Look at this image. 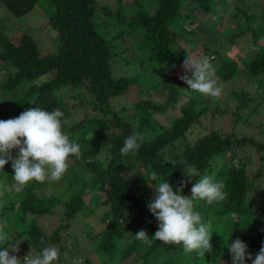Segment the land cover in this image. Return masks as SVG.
I'll use <instances>...</instances> for the list:
<instances>
[{
    "label": "trees",
    "instance_id": "1",
    "mask_svg": "<svg viewBox=\"0 0 264 264\" xmlns=\"http://www.w3.org/2000/svg\"><path fill=\"white\" fill-rule=\"evenodd\" d=\"M126 1L122 4L128 8L129 15H126L120 6L114 12L107 4L99 6L97 0H0L13 16L27 13L34 5L42 7L45 15L47 13V24L55 31V37L51 41L53 50L41 51L28 32L17 30L11 35H6L0 27V64H7L10 68L6 71L5 78L0 81V86L2 91L10 93L12 96L11 104L15 109L14 114L18 116L26 108L37 106L49 111L53 109L66 111L68 103H62L63 99L58 93L62 89H67L69 92L67 98H78L76 99L77 105H89L92 112H99L96 116L80 120L70 126L73 135V130L77 129L80 123L84 124L87 121L90 123L83 138L70 139L75 140L81 146L80 158L77 159L75 156H71V158L76 164L83 166L90 176L87 179L80 178L77 188L63 202L64 209L60 217L64 222L62 226L68 227V220L83 208V197L86 191L90 193V199H94L97 195L93 192L100 190L104 196V198L101 197L100 203L107 207L106 213L113 223L112 226L120 225L121 221H125L133 226L137 225V231L145 230L151 238L157 230L152 224L145 223L143 220L145 213V208L141 205L143 199L136 193V185L130 181L126 171L130 170L134 163L149 165L159 174L169 171L171 174L170 184L173 189L181 187L180 181L183 180L185 183L181 188V195L190 196L191 180L182 175L180 168H195L200 174H203L211 170V160L218 157L224 158V164L229 166L223 181L227 196L223 201L213 202L211 205L205 202L206 207L202 200H196L194 201V211L200 214L203 222L211 221V225L214 227L221 224L223 231L230 234L236 233L243 242L247 243L246 245L251 247L252 255L255 256L262 231L255 232L251 228L257 227L255 222L258 221L261 214H263L261 222H264V201L259 203L263 206L257 205V208L262 211L254 217L251 207L246 201V191L251 187L253 177L256 175L254 174L249 181L244 169L245 163L241 158L236 165L228 164L225 161L227 154L236 152L238 144H245V140L252 142L250 138L236 139L230 133L221 134L216 130H210L197 137L191 144L187 141L183 142L178 159L163 162L162 148L182 138L188 126L203 111V108L195 109L192 105L194 101L189 98L186 103L180 105V114L172 118L170 124L164 126L163 131L155 133L151 138H143L138 151L126 156L120 154V148L123 146L125 138L132 135L133 132L139 133L142 125L148 124L147 116L153 111L162 112L165 110L166 104L175 100L178 92L174 85L164 77H160L158 86L153 85L151 89H164L168 95L167 101L164 104H159L146 99L137 100L133 111V117L137 116V129L133 127L130 118L122 119V116L116 115L110 110L109 100L123 94L130 86H138L140 79L148 83L149 80L147 76L139 73L129 77H113L111 75L110 59L117 45L112 42V39L105 38L99 29L102 28L106 31L108 26H112L114 21L111 18L115 14L117 21L125 23L130 30L139 33L140 39L133 45L137 50L148 49L151 60L158 53L166 55L165 63L159 65L161 75L165 76L175 67L173 59L176 61V58H174L170 46L177 44L182 33L190 30L184 25H179L178 21L181 22L185 19L195 22V18L190 13L180 11L181 0H150L151 10L145 7L143 0ZM192 1L205 15L214 14L215 16L210 19L216 23H220L221 19H224V11L215 8L223 2ZM235 1L243 3L245 0ZM116 2L120 5L121 0ZM243 15L244 18L241 21L243 25L236 24L238 30L231 33V37L232 35L234 37L241 35L244 28L247 27L250 15ZM230 16L234 15L230 14L227 16L228 19H231ZM262 17L264 18V11ZM230 19L222 21L224 29L228 28L226 25L230 24ZM109 30L107 29L106 32ZM120 32L119 34L117 32L119 36ZM178 47L179 51L183 52L184 49L179 45ZM235 67V61L224 60L218 69L219 78L229 79L234 74ZM242 68L249 75L264 72V40L260 46H257L253 55L242 63ZM144 77L146 80L142 79ZM80 94L83 98H79ZM238 99L241 106L245 107V102L251 98L247 93L241 91ZM0 119H7V117H1L0 112ZM107 124L112 125L114 131L109 133L107 149L109 156L107 161L101 165V163L95 162L92 157L99 151ZM90 132H94L91 141L86 139ZM9 174L10 172L0 171V177H8ZM74 181H76L75 176L72 182ZM39 184L41 183L35 180L31 183L28 182L21 189L20 196H12L13 200L7 203V208L12 212L10 216L4 217L5 221L0 225L10 224L15 229L10 241L24 236L34 251H39L44 246L40 243L41 239L46 244H58L61 250L65 248V245L59 243L58 228L52 229L51 233L46 235L36 225V218L48 213L50 211L49 204L55 200L51 196L47 198L37 196L34 190ZM7 190L5 191L4 186L2 187L3 195L1 197L12 194H8ZM3 208L6 209V206L4 205ZM133 212H137L140 218L137 224L134 222L136 217ZM27 213L32 214L31 220L26 218ZM227 218H231L232 221L229 222ZM4 230L8 232L6 228ZM101 250L110 256L114 254L111 229L101 235L96 251ZM184 252L182 245L165 244L153 240L149 246L134 237L121 247L119 260H124L134 253L135 257L131 258L129 264H194L193 260L196 256L193 252L196 251L185 252L187 260L181 255ZM196 258L199 264H210L205 256L199 255ZM118 264H120L119 261Z\"/></svg>",
    "mask_w": 264,
    "mask_h": 264
},
{
    "label": "rangeland",
    "instance_id": "2",
    "mask_svg": "<svg viewBox=\"0 0 264 264\" xmlns=\"http://www.w3.org/2000/svg\"><path fill=\"white\" fill-rule=\"evenodd\" d=\"M117 0H97V4H107L112 12L120 6L121 10L129 15L127 7L122 3L127 2L121 0L120 5L117 4ZM221 1L218 8L223 10L224 19H221L220 23H216L211 20L215 15L209 16L202 13L199 8L196 7L195 2L192 0H181L180 11L183 13H190L195 22L188 20H182L179 25L188 27L189 32H183L178 40V45L183 48V52L179 51L177 44H172L171 50L174 58V70L165 76L161 75L159 65L165 63L166 55L158 53L154 59H149V50H137L134 43H137L140 39L139 33L130 30L125 23H120L116 20V15L111 18L114 22L112 26L106 28L110 29L106 32L100 28L99 32L107 39H112V42L116 43L117 48L114 49L113 55L110 59V71L113 77L118 76H131L136 73L147 76L149 83L143 80H139L138 86H130L123 94L111 98L109 100V107L116 115L122 116V119L130 118L132 120L133 127L137 129L138 121L137 116L133 117V111L135 102L137 100H151L154 103L164 104L167 101L168 95L164 89H154L153 85L159 83V79L165 78L172 85L177 88L178 94L176 99L169 101L166 104V109L162 112L153 111L148 118V124L144 123L140 129L139 134L144 139L151 138L155 133L161 132L164 126L170 124L171 119L180 114V105L186 103L189 98L194 101L193 107L195 109L203 108V111L197 116L196 120L188 126L184 136L166 145L162 148V161H172L178 159L182 148L183 142L193 143V141L205 134L210 130H216L221 134L230 133L236 139L247 137L252 140L249 142L245 140V144H238L236 152L227 154L228 164L236 165L237 161L241 160L245 163L244 169L247 173L248 179L253 177L252 185L246 191V201L251 207L253 216L262 211L257 208L260 202L264 201V72L256 75L247 74L242 68V63L249 59L257 46H260L264 40V18L262 13L264 11V0H245L243 3H238L235 0H213ZM145 7L151 10L150 0H143ZM42 7L33 6V8L27 13L20 16L10 15L6 9L4 3L0 2V27L6 35H11L17 30L26 31L34 39L37 47L41 51L53 50L52 39L55 37V31L47 24V13L45 15L42 11ZM148 10V11H149ZM230 16V24L226 25L228 28L224 29V23L222 21H228ZM243 14L250 15L247 27L241 35L234 37L231 33L238 30L237 25H243L241 21L244 18ZM236 15V16H235ZM231 29V31H230ZM119 31H121L120 36ZM118 32V34H117ZM116 38H115V37ZM114 39V40H113ZM1 49V48H0ZM183 53V54H182ZM207 55L210 57L211 63L216 68V76L218 82L223 84L222 95L219 98H211L199 93H192L190 97L186 96L181 89L187 88V85L179 79L180 75L184 74L183 61L186 56L200 57ZM233 60L236 62L234 74L227 80L219 78L218 69L221 67L223 61ZM0 81L5 78L6 71L10 68L7 64H0ZM190 76L191 73L189 72ZM146 80V77L142 78ZM241 91L247 93L251 98L246 101V106H241L238 96L241 95ZM72 92V91H71ZM60 97L63 99L61 102H67L68 108L64 111L63 117V130L69 134L70 139H81L90 126L89 121L84 124H79L77 129L73 130V135L70 131V126L80 120L90 118L99 114L98 111L92 112L90 106L77 105L78 98H67L69 92L67 89L58 91ZM80 94L79 96H81ZM83 98V96L79 97ZM12 96L8 92L1 90L0 86V112L1 117L13 118L14 107L12 106ZM27 109V108H26ZM109 116V114H106ZM3 119V120H7ZM105 136L100 145L99 151L92 157L95 162L104 164L109 156V133L114 131L112 125L107 124L105 127ZM15 155V151L13 152ZM211 170L206 171L203 174L211 175L215 181H224L225 173L228 165L224 164V158L215 157L211 160ZM190 167L180 168V172L184 177L189 178L188 174ZM4 171L10 172L8 177H0V192L4 186L8 196H0V223L4 222V217L10 216L12 210L7 208V203L13 200L12 196H20L19 192L11 189V185L14 183L12 179L13 169L11 167V161L5 164ZM152 170L149 165H140L134 163L130 170L126 171V175L135 183V191L143 199L141 205L145 208L143 220L145 223L152 224L157 230L158 221L148 210V203L153 196L154 189L148 186L147 172ZM201 174V175H203ZM165 180L171 183V174L166 171L160 174ZM1 176V175H0ZM76 177V181L72 182L73 177ZM90 173L85 171L84 167L76 164L71 157H69V168L61 178L59 182H44L35 188V193L41 198H47L49 196L54 197V202L49 204V212L38 216L35 220L36 225L39 226L46 235H49L54 228H58L59 243L65 245V248L59 249V260L56 264H78L79 261H84V264H129L131 258L135 255L132 253L124 260H119V251L122 246L129 243L135 236L137 231V225H131L125 221H121L120 225L112 226L113 223L107 215V207L100 203L101 197L104 198L100 190H95L93 194L97 195L96 198L90 199V193L86 191L83 197V208L73 215L68 220V227H63V220L60 219L64 205L70 193L79 185L80 178H89ZM190 190L192 184L199 179V177H191ZM71 181V182H70ZM33 180L29 181V183ZM153 184L155 182H152ZM2 186V187H1ZM9 186V187H5ZM264 203V202H263ZM204 207L205 201H203ZM207 204V203H206ZM4 205L6 209L3 208ZM3 208V209H2ZM264 208V206H263ZM264 211V209H263ZM134 222L137 224L139 217L137 212H133ZM260 215V214H259ZM262 215V216H261ZM256 220V228H251L252 231H262L260 238L258 239L257 252L260 250L262 244H264V222L262 221L263 214ZM227 220L232 221L231 218ZM228 222V223H229ZM261 223V224H260ZM125 225V226H123ZM8 230L9 236H13L15 229L10 224L5 227ZM108 229L112 230V243L114 246L113 256L107 253L99 251L97 252V246L101 235ZM213 231L211 236V244L213 251L209 254L206 253L205 257L209 260L210 264H231V256L229 254L226 243H231L235 239L239 238L236 233H227L222 230L221 224H217L216 227L211 225ZM250 231V230H249ZM21 240L19 245V252L16 253L19 257H23L29 251L35 253L36 250L29 246L28 241L24 236H20L17 239L10 241L11 243ZM247 244V243H246ZM59 248L58 244H54ZM182 245V244H181ZM6 246V245H5ZM183 246V245H182ZM249 253H253L251 247L247 245ZM256 252V253H257ZM196 257H199V253L193 252ZM184 259H188L184 252ZM193 255V254H192ZM194 256V255H193ZM194 257L193 263L199 264L197 258ZM245 264H251L250 260H246Z\"/></svg>",
    "mask_w": 264,
    "mask_h": 264
},
{
    "label": "clouds",
    "instance_id": "3",
    "mask_svg": "<svg viewBox=\"0 0 264 264\" xmlns=\"http://www.w3.org/2000/svg\"><path fill=\"white\" fill-rule=\"evenodd\" d=\"M182 66L185 72L179 79L187 85V88L181 89L186 96L199 93L219 98L222 95L223 84L218 82L210 57L186 56ZM63 117L64 113L59 109L49 111L37 106L22 111L16 117L0 119V171L11 161L14 181L11 189L19 192L31 180L59 182L69 168V157L80 158L81 146L75 140H70L69 134L63 130ZM93 136L94 132H90L86 139L91 141ZM142 142L143 136L133 132L125 138L120 154L126 156L138 151ZM146 175L148 186L154 189L147 207L158 221V228L151 238L143 229L134 235L135 238L149 246L155 240L165 244H182L186 253L197 251L200 256L210 254L213 251L210 242L212 222L202 221L200 214L194 211V201L202 200L209 205L223 201L227 196L224 183L191 168L186 175L199 179L192 184L191 195L184 196L181 195V188L185 181H180L181 187L174 190L155 170H149ZM26 218L31 220L32 214L27 213ZM5 227L0 225V264H56L59 260V248L46 244L43 239L40 243L44 246L39 251H29L19 257L16 253L20 250L21 240L9 246L11 237L4 230ZM225 245L231 256V264H245L246 260H250L251 264H264V244L255 256L248 252L246 243L239 238L231 243L227 241ZM78 264H84V261Z\"/></svg>",
    "mask_w": 264,
    "mask_h": 264
}]
</instances>
